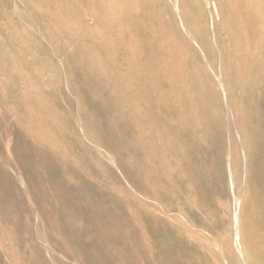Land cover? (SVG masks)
Returning <instances> with one entry per match:
<instances>
[{"label": "rangeland", "instance_id": "1", "mask_svg": "<svg viewBox=\"0 0 264 264\" xmlns=\"http://www.w3.org/2000/svg\"><path fill=\"white\" fill-rule=\"evenodd\" d=\"M175 1L0 0V264H167L165 241L189 252L176 254V264L237 263L235 216L238 227L249 230L254 207L235 128L242 109L234 102L244 96V86L264 75V0L178 1L182 15H195L191 23L210 61H203L200 76L188 68L189 54L167 36L160 50L165 55L154 59L171 13L180 20L172 10ZM59 6L69 13L70 26L55 24ZM146 10V41L156 49L132 52L117 68L109 67L95 49L118 44L119 19ZM156 77L170 91L166 109L140 96L142 83ZM206 80L219 115L205 100ZM117 83L134 95L133 103H114ZM252 88L264 106L263 91ZM133 106H140L149 128L135 121ZM101 115L129 126L137 135L134 147H112ZM183 134L190 142L182 148ZM233 143L239 146L237 178ZM206 156L225 171L199 187L187 163ZM262 189L255 185L252 193L262 195ZM254 231L263 237V230Z\"/></svg>", "mask_w": 264, "mask_h": 264}, {"label": "bare ground", "instance_id": "2", "mask_svg": "<svg viewBox=\"0 0 264 264\" xmlns=\"http://www.w3.org/2000/svg\"><path fill=\"white\" fill-rule=\"evenodd\" d=\"M178 1L179 0H177L173 3L172 10H173V12L176 11V13H178L177 15H178V17H180V20H177V18H175V16L171 13V16L169 17V20H168V23L166 26V29L163 31L166 35H164L162 37L159 36L161 38V40L160 39L158 40V44L156 45V47L158 46L160 48L159 51L161 50V47H163L165 45L164 41H166V40L164 39V37H166V36H167L168 40L169 39L174 40L176 44H179V48H181L182 52L189 54L188 56L190 57V63L188 65V68H190L191 73L198 74L200 76V74L202 73L201 71L204 68L203 61L205 60L208 63H210V61L208 59V56H207L205 50L200 46L199 42L197 41L199 35L201 34V33H199L200 30H198L191 23V19L195 15H193L192 12H191V15H189L190 17L185 15V14L182 15V12L180 11L181 6H180V3ZM126 3H127V1H126ZM214 8H215L214 10H217V7L214 6ZM56 9L59 10V11H57L56 18H55V24L57 25V27L62 28V27L70 26L69 13L66 10H63L62 7H60V6ZM211 9H212V6H211ZM147 11L148 10L144 11L142 14L135 16V17H130L128 15L122 16L123 18L119 19V23H118L119 27H118V31H117L118 37L120 39L119 43L118 44L114 43V42L108 43L107 48L104 50L102 48H98V47L95 49V51H98L100 54L105 55L108 58V60L110 62V64L108 65L109 67L117 68V66L119 65V62L123 58H126L127 54H130L132 52L133 53L137 52L140 54H145L146 52L147 53L148 52H154V50L156 49L155 46H151L146 41L147 36L150 32L149 28L146 27V23L148 21L147 18L150 16ZM212 11H213V9H212ZM217 12L219 13V11H217ZM193 20H194V18H193ZM263 20H264V15H263ZM218 23H220V22H218ZM179 24H182L183 31L180 29ZM213 24L211 26H213ZM75 27L77 29H80L79 31H81L82 33H86V31H89L87 28H85L83 25H80V24H76ZM188 36L190 37V39L192 41H194V43H196L199 46L200 50L202 51L203 57H200V55L198 53H196V51L191 47ZM98 39H101V36H98L96 34V38L94 40L98 41ZM262 40L264 41V36L262 37ZM149 45H150V47H149ZM94 47H96V46H94ZM159 51L157 50L158 54H156V56H154V59L159 58L161 60L163 55H165V52H162L163 50L160 51V53H159ZM173 53H174V50L172 51V57L175 58ZM169 54L171 55V53H169ZM162 62H164V60ZM209 69H211V68H209ZM229 78H231L232 81H234V82L237 81V77L233 74H230ZM210 83H211L210 81L207 82V80H206V82L202 83L203 85L201 87L205 93V97H206L205 100L208 99L207 101L210 102V112L219 115L222 110H221V107H220L219 102L217 100V97L215 96L214 92L212 91V87H211ZM252 87L259 88L261 91H263L262 94L264 97V75H261L259 78L254 80L251 84L244 86V96L240 99V101L234 102L235 107H237L238 109H242V112H240V115L237 118V122H235V128H236V131L240 135V140L242 141L241 148L244 151L243 153H245V155L244 154L243 155L245 158L244 160H246V164H247V169H245L246 171H245V175H244V176H246L245 178L247 181L246 190H248V192L250 193L249 194L250 195V201L252 202L253 207H254V210L252 211V213L250 215V220L252 221V223L254 225L253 226L251 225L252 227L251 228L249 227V230H246L245 228L242 230L241 226L238 227V221L237 220H239V219L237 218V215H239V214H236V216H235V222H236L235 228L236 229H235V233H234L235 234V243L234 244H236V250H237V251L235 250L237 252L236 253V259H237L236 262L237 263L236 264H264V235L262 238H258L256 236V234L254 233L255 229L261 230V232L263 230V232H264V194L255 195L252 193V188L255 185H257L258 187L259 186L264 187V106L261 105L260 103H258L257 98H255V96L253 95V91H252L253 88ZM115 91H116L117 95L113 99L114 103L121 102V101L133 103L134 95L131 92L125 91L121 84L117 83L115 85ZM139 91H140V96L142 97V99L145 102H148V103L153 104V105L159 104L161 106V108L164 107V109L168 108V104H169V100H170V95H169L170 91L162 83H159L157 77L154 79L148 80L147 82H143L141 85V89ZM99 97L102 100H105L107 103H108V101H110V99L105 97L104 94L100 93ZM199 103L202 104L203 99H200ZM228 104H229V102H228ZM139 110H141L140 106H133L132 107V116L136 118L135 119L136 122L142 123L144 127L149 128V127H147V125H145L144 120L140 118ZM182 113L184 115H189L188 110L186 108L182 110ZM256 114H259V115L256 116ZM101 117H103V116L101 115ZM153 118L158 120L159 123H161V121L164 120L163 116L162 117L153 116ZM103 119H104V121H103L102 125H104L105 129L109 132V134L112 136V138L115 141L114 143L111 144L112 147H114L115 149H118V150L119 149H126V148L129 149L130 147H134L137 135L134 131L131 130V128L129 126H123L122 127L120 124L117 123L116 119H107L106 120V117L105 118L103 117ZM216 126L222 127L223 122L222 121L218 122L216 124ZM155 133H156V131H155ZM212 138H213V141H212V139L210 140L212 142L220 139L219 136H217L215 138L212 137ZM189 142H190V139L187 136H185V134H183L182 136H180V139H179V143H181V146L179 144V147H182V148L186 147V145ZM228 143H229V141H228ZM231 147H233V149H231ZM231 147H230V149L232 151L230 150L231 151L230 155L232 157L231 158L232 165L234 164V166H235V169L233 167V169L235 171L234 174H235V177L237 178L240 172H239L238 165L236 164L237 162H235V161L236 160L238 161L236 154L238 153L237 149L239 148V146L237 144L233 143V145ZM233 150H234V152H233ZM235 157H236V159H235ZM227 159H228V156H227ZM117 163H119V162H117ZM187 164H188V167L190 169L191 178L196 179V181L199 183V187L201 185H202V187H205L207 184L210 185L214 180V179H212L213 173L216 172L217 170H219L220 173L222 171H225V169L220 170L221 169L220 168V162L211 163L209 161L208 156L204 157L201 160L189 161ZM224 165L225 164H223V166ZM221 166H222V163H221ZM227 166L230 167L229 165H227ZM245 166L246 165L244 164V167ZM228 167H227V169H228ZM230 168H232V167H230ZM231 176H232V174H231ZM218 184L219 183H217V186H218ZM260 189H261V187H260ZM263 190L264 189H262V191ZM209 193L211 194V192H209ZM3 194L5 195V193H3ZM207 194H208V192H207ZM94 196L95 195H90V197L88 196V198H91V197L93 198ZM26 197H27V195H26ZM206 198L209 199V197H206ZM238 198H240V195L238 196ZM238 198H237V200H238ZM239 200H241V199H239ZM259 200H260V202H259ZM262 200H263V203H261ZM97 202H99V201H97ZM18 203L19 202H17V204ZM211 203H212V201H211ZM214 207H216V206H214ZM17 212H18V210H17ZM237 212H239V211H237ZM169 232H171V231H169ZM154 233H156V232H153L152 234L154 235ZM156 235H158V234H156ZM169 235H171V234H169ZM172 236H174V235H172ZM164 237L166 238V235ZM244 237L247 240L246 245L243 244V242H242V239ZM157 239H160V236H157ZM173 241L175 242L174 239H173ZM176 241H177V239H176ZM163 243L168 244V248H169L167 250V253L166 252L164 253L167 260H168L167 264H176L172 260V258L175 257L176 254H179V256H181V257H186V256L189 257V255H188L189 252L187 251V249L185 250V247L183 246V244H181L179 242L178 243H172L169 241H165ZM96 249H98V248H96ZM188 250H190V249H188ZM192 251H193V248H192ZM97 254H98V250H97ZM99 255H100V252H99ZM101 256H102V254H101ZM97 258H93V261L99 262L100 259H102V257H100L99 261L95 260ZM190 258H191V256H190ZM91 260H92V258H91ZM103 260H105V259H103ZM186 260H188V258H186ZM165 261H166V259H165Z\"/></svg>", "mask_w": 264, "mask_h": 264}]
</instances>
